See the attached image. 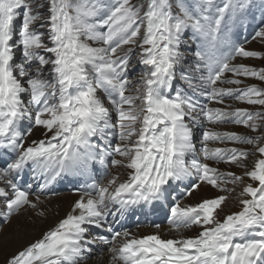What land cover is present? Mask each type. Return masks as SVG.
<instances>
[{
  "label": "snow or ice",
  "instance_id": "6c2138e0",
  "mask_svg": "<svg viewBox=\"0 0 264 264\" xmlns=\"http://www.w3.org/2000/svg\"><path fill=\"white\" fill-rule=\"evenodd\" d=\"M253 7L0 0V221L36 210L62 179L74 181L77 197L6 264H87L96 244L108 245L109 264H264V87H240L241 77L264 82V67L237 62L264 53L233 32ZM252 39L264 41V3ZM192 43L188 61L182 48ZM134 48L144 66L136 81L128 74ZM224 125L253 135L216 130ZM35 129L43 138L29 140ZM120 168L126 179L113 174ZM24 173L35 190L20 183ZM202 186L218 194L185 204ZM229 199L240 210L221 219ZM144 209L165 212L176 238L123 228L129 213Z\"/></svg>",
  "mask_w": 264,
  "mask_h": 264
},
{
  "label": "bare ground",
  "instance_id": "6f19581e",
  "mask_svg": "<svg viewBox=\"0 0 264 264\" xmlns=\"http://www.w3.org/2000/svg\"><path fill=\"white\" fill-rule=\"evenodd\" d=\"M32 138H43L42 130L37 129ZM207 191H209V188L202 186L193 194L192 201L199 202L203 198L200 197V195ZM74 200L75 197L70 194H64L55 200L46 202L45 205H40L39 208L45 211V216L37 215L39 212L38 209H28L22 212L21 215L14 217L0 235V264H6V261L14 253L38 240L42 237L44 232L53 228L57 222L66 215ZM189 235L194 236L192 234H187V236ZM109 260L103 257V259L92 264H109Z\"/></svg>",
  "mask_w": 264,
  "mask_h": 264
},
{
  "label": "rangeland",
  "instance_id": "374dc122",
  "mask_svg": "<svg viewBox=\"0 0 264 264\" xmlns=\"http://www.w3.org/2000/svg\"><path fill=\"white\" fill-rule=\"evenodd\" d=\"M133 2H137V0H133ZM264 3V0H259L257 2H254L253 4H255L256 6H258L255 9H251V15L248 16V18L250 19V22L246 23V30L248 31V35H247V40L250 42H254L252 39V36L254 35L255 31L259 30V26H260V5ZM255 17L254 19L252 17ZM247 18V17H246ZM255 41L259 42L260 44H256V46H248L247 43L245 44V47L249 50H257V51H262L264 52V41H258L257 39H255ZM244 42V41H242ZM127 47H131V46H126ZM136 50V51H134ZM133 52L138 54V48H134ZM138 56V55H137ZM137 58V57H136ZM261 64V63H260ZM264 65V60L263 63Z\"/></svg>",
  "mask_w": 264,
  "mask_h": 264
}]
</instances>
